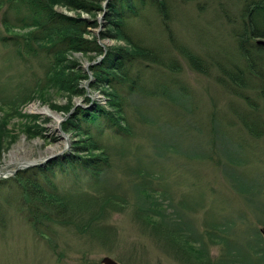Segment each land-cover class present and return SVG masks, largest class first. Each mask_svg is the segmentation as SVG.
<instances>
[{"label": "rangeland", "instance_id": "obj_1", "mask_svg": "<svg viewBox=\"0 0 264 264\" xmlns=\"http://www.w3.org/2000/svg\"><path fill=\"white\" fill-rule=\"evenodd\" d=\"M243 4L244 0L172 3L174 41L200 59L206 74L194 71L179 55L152 12L146 11L133 24L137 36L163 49L166 57L178 64L175 73H162L154 67L143 69V83L151 89L157 85L173 90L180 84L185 86L184 112L178 107L169 111L159 100L126 95L124 91L129 135L121 138L106 128L99 135L102 144L110 147L111 166L96 181L78 180L72 174L56 175L54 182L61 192L82 190L85 198L115 195L121 200V208L110 205L111 209L104 211L95 234L89 231L91 234L81 235L73 227L50 225L46 231L42 228L47 237H40L19 210L14 186L1 183L0 264H100L105 256L122 264H183L182 257H173L169 248L168 252L162 249L166 245L144 231L136 218L134 204L138 200L133 188L137 182L134 167L138 164L148 171L145 179L153 188L167 191L165 198L158 199L165 213L177 214L185 208L194 237L203 232L219 234L220 229L229 237V243L209 242L211 260L224 256L228 248L233 253L235 246H243L245 237L255 230L264 238V128L259 138H253L238 119L239 115L257 114L264 127V89L253 80L247 88H229L231 91L217 83L221 74L216 63L232 67L239 61L230 33L235 27L220 17L219 9L222 6L236 20ZM55 9L87 17L64 7ZM98 18L101 20V16ZM100 29H91V33L97 35ZM4 34L0 28V36ZM100 42L105 46L124 45L121 40ZM72 56L90 74L91 62L81 54ZM32 72L41 76L35 65L23 66L18 61L12 45L0 43V98L11 100L18 85L31 88L36 78ZM81 85L87 97L105 104L102 93L90 89L88 81H81ZM86 106L82 95L46 89L44 95L39 93L33 101L19 106L28 117L4 116L0 111V180H7V173L34 167L23 166L44 165L67 154L73 142L82 137L62 132L60 124L75 107Z\"/></svg>", "mask_w": 264, "mask_h": 264}, {"label": "trees", "instance_id": "obj_2", "mask_svg": "<svg viewBox=\"0 0 264 264\" xmlns=\"http://www.w3.org/2000/svg\"><path fill=\"white\" fill-rule=\"evenodd\" d=\"M104 1L0 0V28L5 32L0 36V43L5 47L12 45L23 66L35 65L38 72L41 71V76L32 72L36 78L31 88L23 89L18 85V92L11 100L0 98V111L4 116L28 117L19 111V106L33 101L39 93L44 95L46 89L82 95L87 104L86 107H75L60 124L62 132L82 137L73 142L67 154L44 165L18 170L7 180H0V187H3L1 183L9 182L14 186L19 196V210L25 213L33 232L43 238L47 234L42 228L46 231L50 225L73 227L81 235L95 234L96 223L104 211L111 209L110 205L122 207L121 200L115 195L106 199L101 196L85 198L82 190L61 192L54 179L57 174H72L78 180L90 178L96 181L111 166L110 147L102 144L99 135L104 128L121 138L129 135L124 91L126 95L159 100L169 111L178 107V111L184 112L185 86L180 84L173 90L157 85L151 89L143 83V69L154 67L162 73H175L178 64L166 57L163 49L151 46L137 36L132 30L133 24L142 19L146 11L152 12L179 55L194 71L206 74V66L200 59L185 46L175 43L170 27L172 3L186 4L195 0H107L103 7ZM244 2L236 20L222 6L219 9L220 17L235 27L230 33L239 58L232 67L223 62L216 63L221 74L217 83L228 91H231L229 88L245 89L251 80L264 89V47L256 44L258 39H264V0ZM55 6L84 13L87 17L66 15ZM99 27L97 35L91 33V29ZM103 39L121 40L124 45L105 46L100 42ZM73 54H81L91 62L88 66L90 74ZM83 80L88 81L90 89L102 93L104 105L86 96L81 85ZM232 91L242 98L239 92ZM257 116H238L244 130L253 138H259L264 128ZM147 172L140 164L134 167L137 182L133 189L138 200L134 204L135 215L144 231L166 245L162 247L157 242L162 249L168 252L169 248L173 257H182L183 264H264V238L259 230L245 237V244L235 246L233 253L228 248L224 256L211 260L209 242L229 243V237H225L221 229L219 234L203 232L194 237L193 228L184 215L185 208L181 207L183 211H176L177 214L165 213L158 199L165 198L167 191L153 188L145 179ZM262 225L264 227V222Z\"/></svg>", "mask_w": 264, "mask_h": 264}, {"label": "water", "instance_id": "obj_3", "mask_svg": "<svg viewBox=\"0 0 264 264\" xmlns=\"http://www.w3.org/2000/svg\"><path fill=\"white\" fill-rule=\"evenodd\" d=\"M103 6H105V3L103 4ZM256 44L264 47V39H258L256 41ZM35 165L30 164V165L23 166L22 168H27V167H31V166H35ZM10 173H14V172H10ZM263 234H264V232H263ZM100 264H120V263L116 262L112 258L105 256L100 260Z\"/></svg>", "mask_w": 264, "mask_h": 264}, {"label": "bare ground", "instance_id": "obj_4", "mask_svg": "<svg viewBox=\"0 0 264 264\" xmlns=\"http://www.w3.org/2000/svg\"><path fill=\"white\" fill-rule=\"evenodd\" d=\"M97 101V100H96ZM33 109V108H32ZM35 109V108H34ZM33 111V110H32ZM35 111V110H34ZM44 111V110H43ZM47 112V110H45ZM48 113V112H47ZM58 118H56V121H57Z\"/></svg>", "mask_w": 264, "mask_h": 264}]
</instances>
